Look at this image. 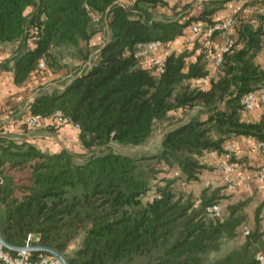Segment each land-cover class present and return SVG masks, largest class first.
Instances as JSON below:
<instances>
[{
	"label": "trees",
	"instance_id": "trees-1",
	"mask_svg": "<svg viewBox=\"0 0 264 264\" xmlns=\"http://www.w3.org/2000/svg\"><path fill=\"white\" fill-rule=\"evenodd\" d=\"M120 1L0 0V43L21 41L10 58L16 83L38 69L59 70L65 48L81 51L84 43L86 59L99 49L90 69L76 74L62 90H40L29 108L42 116L62 111L80 127L87 152L47 153L29 141L0 138V172L5 178L0 186L5 207L1 235L23 245L29 233H39L41 243L57 249L69 264H116L139 256L149 264H256L257 253L264 251L258 227L224 257L209 258L224 239L238 234L247 219L248 200L229 204L216 217L209 211L219 204L216 192L205 189L197 198L178 190L175 179L163 186L153 182L161 165L177 167L186 181L196 180L206 166L203 154L227 152L224 143L233 135L264 143V115L243 120L246 109L241 103L244 94L264 83V69L254 60L263 47V25L236 17L231 27L238 36L230 39L215 67L217 76L205 88L192 82L209 76L213 68L204 43L166 54L160 74L142 62L145 55L136 53L139 44L151 41L169 48L197 21L205 22L199 33L204 35L207 26L221 21L213 17L228 0L205 1L197 13L193 1ZM30 6L35 9L27 12ZM165 7L170 10L162 11ZM257 17L264 20V13ZM35 25L41 28L32 38L29 31ZM99 31L108 34L106 40L91 44ZM197 49L196 59L189 60ZM196 105L202 106L200 111L168 129L152 155L109 147L113 141L143 144L171 112L184 114ZM154 192L160 196L153 197ZM79 236V246L68 254L69 244Z\"/></svg>",
	"mask_w": 264,
	"mask_h": 264
},
{
	"label": "crops",
	"instance_id": "crops-1",
	"mask_svg": "<svg viewBox=\"0 0 264 264\" xmlns=\"http://www.w3.org/2000/svg\"><path fill=\"white\" fill-rule=\"evenodd\" d=\"M121 0L120 2H126ZM170 4H183L193 1L194 12L197 13L204 8V2L208 0H168ZM30 6L27 12L34 10ZM162 11H169L167 7ZM264 13V0H228L224 3L223 8L215 12L213 19L224 20L225 18L240 17L244 21H249L255 26L262 24L264 20L257 17V14ZM198 25L205 27V22L197 21ZM196 24V25H197ZM108 34L104 31L97 32L91 40V44L106 40ZM237 33L233 27L217 31L214 36L208 37L195 34L191 27L187 28L183 35L179 36L171 43L169 48L161 46L155 52L156 55L165 56L169 52L176 50L181 51L184 48L193 49L196 42L205 43L210 40L216 48L225 44L231 38L236 39ZM21 41H9L0 43V138H8L17 142L29 141L39 149L53 153L63 149L71 152H85L81 138L80 127L73 122L59 123L53 115L44 116L36 127L26 125L25 115L27 107L26 102L32 97L33 92L40 89L51 87V90H62L66 84L74 77L70 66H64L57 72H51L45 69H38L32 72L29 77L22 83L15 82L14 61L10 58L19 48ZM29 44V41H28ZM199 54L197 49L189 60H195ZM153 53L145 55L142 62L150 63ZM256 64L264 69V39L263 47L254 58ZM210 75L199 79H192L194 84H201L208 88L211 79L217 76L215 65ZM92 64L86 61L85 66L78 71V74L90 69ZM43 68L44 66H40ZM200 109L202 106H198ZM195 108L187 113L173 111L169 114V120L172 123L166 124L159 129L161 134L157 144L161 141L163 134L172 127L176 126L181 120H188L195 115ZM198 113V112H197ZM196 113V114H197ZM264 115V105L257 103L254 108L243 112L242 119L245 121H256ZM156 130V129H155ZM155 146V145H154ZM149 143L148 149L154 148ZM224 148L227 152L220 153L215 150L206 151L202 156V162L206 165L198 174L196 180L186 181L182 172L177 167H167V170L156 178V185L163 186L168 179H175V185L178 190L200 197L201 193L208 189L216 192L219 196V204L225 211L229 204L236 203L240 200H248L245 207L247 219L244 225L239 228L238 234L232 238L223 240L219 250L212 252L215 258L224 257L230 251L237 248L245 240L244 227L254 230L258 227L263 242L260 249L264 248V178L258 175V172L264 168V153L262 152L259 141L253 136L233 135L225 143ZM228 162H235L236 167L233 171L227 172L224 166ZM229 174L233 178V187H229L224 176ZM259 208V218L256 220V211ZM5 207L0 204V213H4ZM211 253V254H212ZM212 254V255H213ZM214 256V255H213Z\"/></svg>",
	"mask_w": 264,
	"mask_h": 264
},
{
	"label": "built area",
	"instance_id": "built-area-1",
	"mask_svg": "<svg viewBox=\"0 0 264 264\" xmlns=\"http://www.w3.org/2000/svg\"><path fill=\"white\" fill-rule=\"evenodd\" d=\"M99 20V15H95L93 17V21H98ZM237 21V18L231 17V18H225L224 20L217 22L213 25H209L204 29V32L207 34L208 37H211L213 32L215 30L219 29H225L233 26ZM41 26L35 25L32 26L30 31H29V36L34 37L39 34ZM192 31L195 34H199L203 31L202 26L200 25H193ZM232 41L228 40L225 44L221 45L218 48H214L210 42V40H207L205 43V46L207 47V58L215 65V67L219 66L222 62L223 59V53L229 49L231 46ZM162 46V43L160 41H151L147 43H141L139 44V50L137 51L136 55L137 56H144L149 53H153L156 51L158 48ZM99 57V49H96L91 56L88 59V64L94 65L95 62L97 61ZM91 65V66H92ZM150 65L155 67V73L160 74L164 70V57L155 55L152 57L150 60ZM40 66H44V62L41 61ZM241 103L244 105L246 110H250L255 107L257 103H260L264 105V83L261 87L258 89H255L253 91H250L246 94H244L241 97ZM54 118L59 122V123H64V122H72L68 117H66L62 111H56L53 114ZM44 116L40 114H34L29 111V114L26 118V124L33 128L39 125L41 122L42 118ZM262 152L264 153V143H260ZM236 164L235 162H228L224 168L227 172H231L235 169ZM258 175L261 178H264V168H262L259 172ZM225 180L228 183L229 187H233V178L229 175L226 174L224 176ZM5 182L4 176L0 172V186L3 185ZM159 197L158 192H154L153 197ZM209 211L211 214H213L216 217H219L222 215V207L220 204H213L212 206L209 207ZM244 234L249 233L248 227H244ZM42 244L41 243V235L39 233L31 232L28 234L25 243L22 246L30 247L33 245H38ZM11 250L4 246L2 243H0V262L1 264H62V261L60 258L52 253L42 251V250H31V249H20V250ZM257 263L256 264H264V251H259L256 255Z\"/></svg>",
	"mask_w": 264,
	"mask_h": 264
},
{
	"label": "rangeland",
	"instance_id": "rangeland-1",
	"mask_svg": "<svg viewBox=\"0 0 264 264\" xmlns=\"http://www.w3.org/2000/svg\"><path fill=\"white\" fill-rule=\"evenodd\" d=\"M156 16L159 17L160 14L158 13ZM80 47H82L81 51H78L76 47L71 48V49H68V48L63 49V51L61 53V59H60L63 66L59 70H61L64 66H70V68L73 70L71 74L73 76L78 74V71L82 68V66H85L86 61H88V59H89V58L86 59V58L82 57V55L85 53L84 50L86 51L84 43H82V45ZM59 70H57V71H59ZM57 71H55V72H57ZM40 90L52 91L51 87H46V88H43ZM40 90L33 92L32 97H30V99H28L26 104H25V106L27 107L26 115H25V121H26V118L29 114L30 104L33 102L35 96L40 92ZM198 106L199 105L194 106L195 114L200 111V108ZM165 122H166V124L172 123L171 121H165ZM161 124L162 125L156 126V130L153 132L150 139L143 144H139V145L121 144V143H118L116 141H113L110 143L109 147H110V149H112L116 152L124 153V154H130V155H135V156L152 155L155 152V148L157 146V141H158L159 136L161 134V131L159 129L161 128V126H163L164 122ZM149 143L153 144V146L155 145L153 149H148ZM85 152H87V150H85ZM74 153H84V152H75L74 151ZM167 167H168L167 165H161L160 169H159L160 171L157 173V176H159L161 173L165 172L167 170ZM156 184H157V182L154 181L153 186H155ZM80 241H81L80 236L77 237L76 239H74L69 244V246L67 248V253L70 254V253L74 252V250L79 246ZM212 254L210 253V255H209V258L211 260L215 259V254H213L214 256ZM116 264H149V263L144 256H139V257L133 259L132 261L120 262V263H116Z\"/></svg>",
	"mask_w": 264,
	"mask_h": 264
},
{
	"label": "water",
	"instance_id": "water-1",
	"mask_svg": "<svg viewBox=\"0 0 264 264\" xmlns=\"http://www.w3.org/2000/svg\"><path fill=\"white\" fill-rule=\"evenodd\" d=\"M0 243H2L4 246H6L7 248L11 249V250H20V249H31V250H42V251H46L49 253H52L56 256H58L60 258V260L62 261V264H69L67 258L61 253L59 252L57 249L44 245V244H38V245H33L30 247H26V246H22V245H14L12 243H10L9 241H7L0 233ZM1 264V262H0Z\"/></svg>",
	"mask_w": 264,
	"mask_h": 264
}]
</instances>
